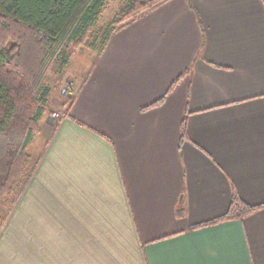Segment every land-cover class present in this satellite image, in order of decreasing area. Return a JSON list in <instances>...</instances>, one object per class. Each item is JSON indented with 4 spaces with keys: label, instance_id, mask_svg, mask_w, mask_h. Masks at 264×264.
Masks as SVG:
<instances>
[{
    "label": "crops",
    "instance_id": "1",
    "mask_svg": "<svg viewBox=\"0 0 264 264\" xmlns=\"http://www.w3.org/2000/svg\"><path fill=\"white\" fill-rule=\"evenodd\" d=\"M93 49L67 98L49 85L67 116L29 148L0 264H264V0H170ZM234 195L263 207L211 223Z\"/></svg>",
    "mask_w": 264,
    "mask_h": 264
},
{
    "label": "trees",
    "instance_id": "2",
    "mask_svg": "<svg viewBox=\"0 0 264 264\" xmlns=\"http://www.w3.org/2000/svg\"><path fill=\"white\" fill-rule=\"evenodd\" d=\"M168 1L130 0L97 31L108 0H0V198L18 191L29 172L54 63L62 57L65 67L79 48L103 47L113 33ZM260 207L234 195L229 210L211 223L240 220Z\"/></svg>",
    "mask_w": 264,
    "mask_h": 264
},
{
    "label": "rangeland",
    "instance_id": "3",
    "mask_svg": "<svg viewBox=\"0 0 264 264\" xmlns=\"http://www.w3.org/2000/svg\"><path fill=\"white\" fill-rule=\"evenodd\" d=\"M129 1L130 0H108V4L106 6V9H105L104 13L102 14V17L98 23L97 31H99L100 29H103V28L105 29L107 26H109V24L114 20L116 15L122 10L123 7H125L127 5V3ZM101 48L102 47L99 45V42H98V45L95 47V49H97L99 51V50H101ZM84 49L85 48H79L78 50H76V52L73 55L74 58L71 60L72 66H71V69L69 71H73V72L76 71L78 69V67L80 66L81 62H83L85 60V57L87 56L88 51L87 50L84 51ZM95 49H93V50H95ZM62 60H63V58L61 57L54 63L47 82H48V85L54 86V89H53L54 95L56 94L58 96V94H59V96L67 98L68 93L70 91H72L74 88L75 81L72 80L71 78H67L66 74H63V75L59 74V71L63 67L62 66ZM79 60H81V62ZM63 90H66V91L64 92ZM54 104H55V102L52 103V100H51L50 105L47 106V110H46V114H45V117L50 118L51 121L53 119L52 115L54 113H61L60 111L54 110L55 107H57V105H58L57 103L55 105ZM51 123H54L55 125H57L56 122H51ZM43 139L45 140V138H43ZM43 141L42 142L36 141L37 145H35V148L33 147L31 149V153H33V158H32L29 170H28L29 172L23 178V181H22L23 183L21 185H19V187L17 188L18 191H16L10 197L0 198V221L4 220L7 216V214L9 213L10 209L16 205L15 203L18 200V196L20 195V192L25 189L27 182L33 176L34 165H35L36 159L39 157L38 156L39 150L43 149V146H44Z\"/></svg>",
    "mask_w": 264,
    "mask_h": 264
},
{
    "label": "built area",
    "instance_id": "4",
    "mask_svg": "<svg viewBox=\"0 0 264 264\" xmlns=\"http://www.w3.org/2000/svg\"><path fill=\"white\" fill-rule=\"evenodd\" d=\"M63 91L65 92L66 90H63ZM52 118L54 121H59V120H61V118H63V115L61 113H54L52 115Z\"/></svg>",
    "mask_w": 264,
    "mask_h": 264
}]
</instances>
